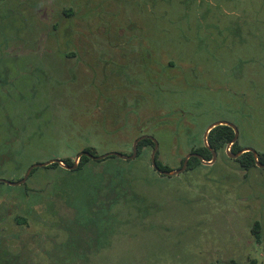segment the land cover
Returning a JSON list of instances; mask_svg holds the SVG:
<instances>
[{
    "label": "rangeland",
    "instance_id": "obj_1",
    "mask_svg": "<svg viewBox=\"0 0 264 264\" xmlns=\"http://www.w3.org/2000/svg\"><path fill=\"white\" fill-rule=\"evenodd\" d=\"M173 2L0 0V180L19 181L32 164L62 156L74 161L82 144L61 154L56 137L91 136L98 155H130L137 137L152 136L159 160L177 170L189 153L175 131L204 128L202 139L226 121L242 149L264 152V0L221 4L203 22ZM226 149L199 171L161 178L145 148L138 168L160 180L138 192L152 208L89 255L99 264H264V169H241ZM64 171L39 168L20 186L0 184V235H17L14 250L26 244L34 264L54 244L62 252L63 223L80 245L95 230L92 206L80 216L50 201L49 183L68 180Z\"/></svg>",
    "mask_w": 264,
    "mask_h": 264
},
{
    "label": "trees",
    "instance_id": "obj_2",
    "mask_svg": "<svg viewBox=\"0 0 264 264\" xmlns=\"http://www.w3.org/2000/svg\"><path fill=\"white\" fill-rule=\"evenodd\" d=\"M174 1L180 6V9H186L187 13L194 10L193 12L196 18L201 16L200 19L210 15L212 9L220 11L221 4H230L229 6H233L234 8L242 4L241 0ZM161 2L167 5H169V3L174 4L173 0H149L150 6L152 5L154 9ZM213 13L215 12L213 11ZM152 16L163 17L159 15ZM200 21L203 22L202 19ZM261 98V96L257 98L259 103L262 102ZM186 128V130L183 129L184 132L180 129L175 131V135L178 136V138H181L183 135L184 137L186 136L184 143H177L179 144L177 148L183 149L187 153L198 154L204 161L212 160V151L216 153L224 151L227 146L232 143L235 135L231 127L224 125L217 126L210 131L207 137L208 146H206L203 138L200 139L204 128L197 131H193L189 129V127ZM75 134L76 133L68 134V138L75 136ZM71 139L58 141L56 137L55 141L59 144L58 147L61 154H63V151H71L73 154V150L76 149L74 146L82 144V151H87L95 156L98 155L97 147L99 143H93L91 136H79L80 140L78 139L76 144H71L69 141ZM89 142L91 144H89ZM53 143L55 144L56 142L53 140ZM147 147H151L153 150L154 143L149 139H144L139 142L138 155L132 161H124L114 156L100 161H94L88 157L82 156L78 168L75 171H64V173L69 176L68 180L61 183L56 181L49 183L50 191H48L47 195H50L49 199L52 203L53 198L58 199L62 201L66 207L71 209L73 213L77 211L80 216H83V214H81V206L87 204L93 207L97 219L95 221L92 219L95 230L89 227V230L86 231V242L83 245L77 243L75 236H79L80 234L75 231L71 222L69 221L68 225L63 223L62 230L67 233L68 238L60 247L62 252L55 253L57 249L56 246L58 245L54 244L52 250H48L45 256H42L41 264H99L97 261H94V257L89 255V253H99L103 248L112 247L114 238L119 232L121 224H124L126 227L128 226V228L129 226H138V217H144L145 214H148V209L152 208V201L146 195H143V193L140 194V192H138V187L144 186V188L149 189L152 187L151 185L153 183L156 185L158 180H160L159 178L155 180L154 177L149 174V170L141 171L138 168V159H141ZM242 150L241 146L238 145V140L230 147L231 154H237ZM160 153L161 151L158 149L156 153L157 166L161 170L172 171L173 169L168 164H164L159 160ZM131 154L132 152L130 155ZM226 156L228 157L227 153ZM184 159L185 157H181L179 169L183 166ZM201 159L197 157L190 158L184 174L190 171H199L201 167H207L203 165ZM60 160L63 161L65 165H73L72 157L62 156ZM258 160L260 163L264 164V152L258 153ZM233 161L243 170L248 171L252 167H257L256 160L251 152H246ZM59 168L61 167L57 163L46 167L47 170H58ZM38 169H34L30 177L33 176ZM159 176L161 178L165 177L164 175ZM72 190L77 192L72 195L70 194ZM30 202L31 205H29ZM30 202L27 203V205L32 209L35 208V204L38 203L37 199H33V201ZM6 213H8L7 210ZM11 213L9 212V214ZM31 213L32 210L29 214ZM12 218L18 224L25 223V219L17 215L15 217L13 215ZM73 219H75V217H73ZM102 220L105 223L104 229H102L101 226ZM82 221V219L79 220L80 223L77 221L79 223L78 226L85 224L81 223ZM252 231L256 239L259 240L261 237L260 224L255 223ZM107 236H109L108 241ZM16 239L19 240L20 238L13 233L11 235H0V264H34L31 252L27 249L26 244L18 248L16 247L17 251L14 250L15 247L13 248V244ZM247 264H258V262L251 260Z\"/></svg>",
    "mask_w": 264,
    "mask_h": 264
},
{
    "label": "water",
    "instance_id": "obj_3",
    "mask_svg": "<svg viewBox=\"0 0 264 264\" xmlns=\"http://www.w3.org/2000/svg\"><path fill=\"white\" fill-rule=\"evenodd\" d=\"M228 126V127H231L234 131V139L232 141L231 144H229L227 146V149H226V153L229 157H231L232 159H237L239 158L242 154L246 153V152H251L256 160V165L257 167H260V168H263L264 169V164L260 163L259 160H258V153L254 150V149H251V148H245L243 149L242 151H240L239 153L237 154H231L230 153V147L231 145L237 141L238 137H239V132H238V129L231 123L229 122H226V121H218V122H215L211 125H209L205 132H204V136H203V140L206 144V146H208L207 144V137L210 133V131L217 127V126ZM144 139H149L151 140L153 143H154V148L152 150V153H151V157H150V161H151V166L152 168L157 172L159 173L160 175H164V176H167V177H172V176H177L179 174H182L186 171L187 169V166H188V162H189V159L192 158V157H197L199 159H201V157L198 155V154H194V153H189L185 156V159H184V162H183V166L180 168V169H177V170H172V171H164V170H161L158 166H157V163H156V153L159 149V142L152 136H146V135H143V136H140L138 137L134 142H133V145H132V154L131 155H125V154H122V153H119V152H109V153H105V154H102V155H93L87 151H81L79 152L76 156H75V159L73 161V165L71 166H68V165H65L63 161H61L60 159H51V160H48V161H45V162H41V163H35V164H32L26 171L24 177L19 180V181H16V182H13V181H7V180H0L1 183H4V184H7L9 186H20L22 184H24L27 179L29 178V176L31 175L32 171L34 169H38V168H44V167H48L54 163H57L60 165V167L68 170V171H74L78 168V165H79V162H80V159L82 156H85V157H88L94 161H100V160H103V159H106L108 157H111V156H114V157H117L121 160H124V161H132L134 160L137 155H138V144L139 142H141L142 140ZM216 157H217V153L215 151H212V160L211 161H204L201 159L203 165H212L214 164L215 160H216Z\"/></svg>",
    "mask_w": 264,
    "mask_h": 264
}]
</instances>
